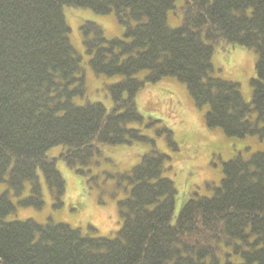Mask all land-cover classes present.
I'll use <instances>...</instances> for the list:
<instances>
[{
    "label": "trees",
    "instance_id": "obj_1",
    "mask_svg": "<svg viewBox=\"0 0 264 264\" xmlns=\"http://www.w3.org/2000/svg\"><path fill=\"white\" fill-rule=\"evenodd\" d=\"M70 8L114 13L123 27L121 37H107L95 21L79 26L90 70L119 76L103 86L109 108L86 97ZM235 47L257 55L249 102L237 82L214 75V51ZM166 77L205 108V126L221 131L231 150L217 185L204 183L211 194L186 193L178 210L169 155L128 127L143 120L137 92ZM156 136L177 150L168 127ZM132 142L149 148L124 172L107 174L125 182L108 235L7 220L18 207L41 209L44 191L54 208L62 205L58 159L93 173L86 182L102 180L111 149ZM251 143L263 148L249 153ZM55 146L63 147L58 156H47ZM0 185V264H264V0H0Z\"/></svg>",
    "mask_w": 264,
    "mask_h": 264
},
{
    "label": "rangeland",
    "instance_id": "obj_2",
    "mask_svg": "<svg viewBox=\"0 0 264 264\" xmlns=\"http://www.w3.org/2000/svg\"><path fill=\"white\" fill-rule=\"evenodd\" d=\"M66 18L71 29V40L76 41L75 47L82 57V67L86 77V97L89 101L102 102L106 108L110 107V98L103 90L104 84L116 81L119 76L110 78L94 74L87 64L88 56L84 53L80 42L79 26L81 20H91L99 23L107 37H121L123 27L114 13L98 15L88 10L70 8L66 11ZM176 24L179 19L175 16ZM80 42V49L78 47ZM256 53L253 49L235 47L224 53L215 50L212 54L214 75L231 80L239 84L243 99H251L250 80L256 77ZM145 72L136 75L143 80ZM137 109L142 115L141 122H132L128 127L138 128L144 136L155 137L160 150L169 155V170L166 174L174 180L178 200L184 199L186 193L197 191L200 194H211L204 187V183L217 185L221 176V163L230 155L229 142L218 129H208L205 126L203 113L205 108H195L184 85L166 77L156 83H145L136 94ZM152 120L157 122L151 123ZM159 121V122H158ZM165 125L173 132V137L179 142L177 150H170L163 137L156 136V131ZM164 133L163 131H161ZM236 143V141H235ZM246 144V140L244 141ZM251 143L249 153L263 148L262 143ZM149 144L132 142L130 145L116 146L111 149V162H107L103 171L104 177L97 181L86 182L85 179L93 176L77 174L66 166L63 160L56 161L57 169L65 181V193L62 196V205L52 206L50 193L44 191V205L41 209L33 207H18L16 212L9 215L7 220L33 219L38 223L51 220L56 223H66L72 228H78L81 233L89 236H105L114 229L117 220L116 200L121 196L124 181L120 186L116 179L107 174H120L138 161L140 155L147 151ZM63 147L55 146L47 151V156L57 157ZM98 170L100 168L98 167ZM95 176V175H94ZM106 189V190H104ZM3 186L0 185V191ZM198 193V194H199ZM100 198L102 202L97 199ZM231 259L238 262L239 256Z\"/></svg>",
    "mask_w": 264,
    "mask_h": 264
}]
</instances>
